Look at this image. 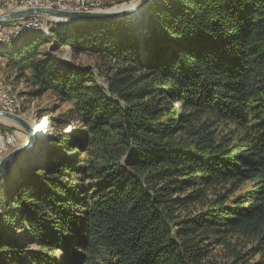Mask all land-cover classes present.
Here are the masks:
<instances>
[{
    "label": "trees",
    "instance_id": "16d2710c",
    "mask_svg": "<svg viewBox=\"0 0 264 264\" xmlns=\"http://www.w3.org/2000/svg\"><path fill=\"white\" fill-rule=\"evenodd\" d=\"M141 16L0 45L32 95L66 105L40 156L3 170L0 264H264V0Z\"/></svg>",
    "mask_w": 264,
    "mask_h": 264
},
{
    "label": "rangeland",
    "instance_id": "374dc122",
    "mask_svg": "<svg viewBox=\"0 0 264 264\" xmlns=\"http://www.w3.org/2000/svg\"><path fill=\"white\" fill-rule=\"evenodd\" d=\"M0 9H2L1 5ZM139 19L140 18L136 17L135 21ZM15 43L16 40L12 44L8 45L6 48H10ZM40 49L41 53L43 54L49 53L51 56L57 59H60L65 62L69 61L77 66H94V58L86 54L76 53L70 50L68 47L54 48L53 44L50 41H46L45 43H43ZM7 60V56L0 58V79L5 81V84L10 90L14 105L16 106V113L24 117L26 120L32 122L33 124L43 128L44 133L39 146L35 149V151L33 150L30 152V156L35 159L40 156L41 148L45 146L48 139L53 136L54 132L57 131L59 127L64 123L56 122V118L60 113H63L65 111L66 105H61L59 102H57L56 98L51 92H47L40 96L32 95L30 93V88L25 84V82L23 80L15 78L14 72L10 71L7 68ZM99 82H102L101 78H99ZM40 124H42V126ZM72 125L73 124L68 122L64 130H69L70 126ZM0 127L3 128V131L8 130L12 132L15 137L14 143L8 148L7 151L19 145L20 143L25 142L27 139L23 129L17 123L0 119ZM6 152H4L3 155Z\"/></svg>",
    "mask_w": 264,
    "mask_h": 264
},
{
    "label": "water",
    "instance_id": "95a60500",
    "mask_svg": "<svg viewBox=\"0 0 264 264\" xmlns=\"http://www.w3.org/2000/svg\"><path fill=\"white\" fill-rule=\"evenodd\" d=\"M151 0H136L124 5L92 10H62L53 7H26L0 9V23L21 20L30 17H40L56 23H78L94 20H115L122 18H141L142 11ZM0 119L17 123L26 134V141L7 151L0 158V178L5 167L18 155L35 151L43 136L42 128L24 117L0 110Z\"/></svg>",
    "mask_w": 264,
    "mask_h": 264
},
{
    "label": "built area",
    "instance_id": "2783aa9c",
    "mask_svg": "<svg viewBox=\"0 0 264 264\" xmlns=\"http://www.w3.org/2000/svg\"><path fill=\"white\" fill-rule=\"evenodd\" d=\"M117 0H28L24 3H17L14 8H26V7H53L62 10H92L94 4L107 5L113 4ZM136 0H129L133 2ZM47 20L40 17H30L21 20H14L9 22L0 23V38H2L6 33L19 32L21 27L27 25H46ZM0 110L10 112L11 108L7 107L4 99H1L0 91ZM14 134L8 130L3 131L0 129V142H1V156L8 148L14 143ZM0 156V158H1Z\"/></svg>",
    "mask_w": 264,
    "mask_h": 264
},
{
    "label": "bare ground",
    "instance_id": "6f19581e",
    "mask_svg": "<svg viewBox=\"0 0 264 264\" xmlns=\"http://www.w3.org/2000/svg\"><path fill=\"white\" fill-rule=\"evenodd\" d=\"M28 0H17V3H24ZM129 3V0H117L113 4H110L109 7L114 6H120ZM1 10L4 9H13L14 5H16V0H0ZM107 8V5H101V4H94L93 9H102ZM34 30H43L47 32L48 28L45 25H27L25 27H21L19 29V32H11L6 33L2 38H0V45L8 44L11 42L14 38H16L18 35H21L25 32L34 31ZM0 91H1V99H4L5 104L7 107L11 108V113H16V106L14 105L10 90L8 89L7 85L5 84V81L0 79ZM17 114V113H16ZM42 126V124H40ZM2 129V127H0ZM43 131V128H42ZM0 148H1V142H0Z\"/></svg>",
    "mask_w": 264,
    "mask_h": 264
},
{
    "label": "crops",
    "instance_id": "0c3cea01",
    "mask_svg": "<svg viewBox=\"0 0 264 264\" xmlns=\"http://www.w3.org/2000/svg\"><path fill=\"white\" fill-rule=\"evenodd\" d=\"M0 58H2V57H0Z\"/></svg>",
    "mask_w": 264,
    "mask_h": 264
}]
</instances>
